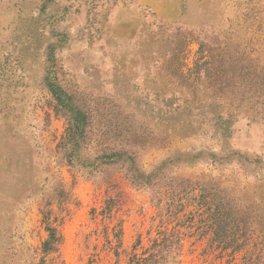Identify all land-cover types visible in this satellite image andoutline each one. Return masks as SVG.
<instances>
[{
    "label": "rangeland",
    "instance_id": "obj_1",
    "mask_svg": "<svg viewBox=\"0 0 264 264\" xmlns=\"http://www.w3.org/2000/svg\"><path fill=\"white\" fill-rule=\"evenodd\" d=\"M263 82L264 0H0V264H144L156 242L162 264H264ZM54 90L93 116L94 146L136 130L149 173L174 159L220 183L234 245L196 204L170 215L122 169L69 164Z\"/></svg>",
    "mask_w": 264,
    "mask_h": 264
},
{
    "label": "trees",
    "instance_id": "obj_2",
    "mask_svg": "<svg viewBox=\"0 0 264 264\" xmlns=\"http://www.w3.org/2000/svg\"><path fill=\"white\" fill-rule=\"evenodd\" d=\"M260 84L264 86V82ZM50 86L53 89V84L50 83ZM54 91L58 95L57 91ZM57 105L60 110H64L68 120L67 131L59 148L69 164L80 166L90 176L109 167L122 169L126 172L128 179L156 188L158 205H167L170 215L176 214L174 209L177 206L183 210L187 202L196 204L195 215L200 213L205 215V221L209 222H206L208 226L218 233L217 240L215 239L217 244L223 245L224 249L234 245L237 240L228 243L227 236L233 235L237 238L245 220L240 217L234 198L220 183L209 184L193 179H178L175 175H171L173 165L178 164V160L174 159L161 161L155 166L154 171L149 173L138 161V142L132 140L139 135L136 130L124 132L126 136L124 140L130 134L132 137H128L123 144H112L108 141L111 134L113 137L115 135L113 129L102 130L99 141L94 146L92 140L94 121L88 110L67 103L59 95ZM198 189H201L202 193L192 197L193 192ZM162 234L165 235L164 232ZM170 237L172 236L166 235L163 242L168 241ZM155 245L149 256L142 260L144 264H162L164 257L160 256L162 251H157V248L163 246V243L156 242Z\"/></svg>",
    "mask_w": 264,
    "mask_h": 264
}]
</instances>
